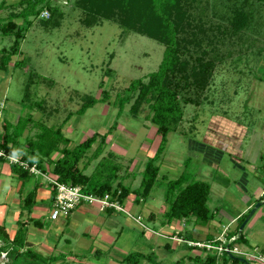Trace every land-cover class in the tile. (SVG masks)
<instances>
[{"label":"rangeland","instance_id":"rangeland-1","mask_svg":"<svg viewBox=\"0 0 264 264\" xmlns=\"http://www.w3.org/2000/svg\"><path fill=\"white\" fill-rule=\"evenodd\" d=\"M73 1L39 0L35 4L37 9L43 8L47 3L52 6L57 5L60 9L47 24L45 22L47 18L40 15L32 20L20 43L21 53L12 56L6 71L0 70V99L3 100L4 106L0 120L5 117L15 123L18 116L27 117L28 113H31L35 120L40 119L48 126L62 125L64 136L70 139L69 147L75 146L94 132L106 133L101 152L97 157H92L100 142L98 138L79 161L80 167L86 165L84 173L89 174L98 161L116 160V163L121 164L119 174L123 184L137 188L141 181L144 163L154 154L159 136L156 134V127L146 118L149 114L147 104L142 105L137 116L130 114L129 107L134 95L124 105L116 126L110 128L117 114V107L112 101L115 94L123 91L131 80L139 77L146 80V75L157 69L164 46L144 35L124 31L109 20L88 27L80 22L81 10ZM202 1L207 18L219 28L226 29L227 34L221 35L219 41L209 36L212 39L211 44L206 45L208 42H204L206 49L213 46L215 48L209 51L210 56L217 53L212 75L202 92L199 104L185 105L182 120L175 130L167 134L166 148L158 160L159 176L165 174L168 178H176L183 171H187L191 179L204 180L211 187L207 205L215 212L214 218L205 225L196 223L192 219L189 221L173 219L172 225L175 229L180 228L194 235L193 240L208 242L207 236L202 237V235L213 224L217 226L218 233L224 230L222 235L224 242L227 244L229 241L230 247L237 245L245 250V253L264 257V196L259 197L256 193L258 188L264 190V166L261 157L264 154V5L254 0L245 4L244 10L252 12V16L243 30L233 33L229 17L230 4L233 5L234 0ZM241 1L237 0L236 3L242 4ZM5 2L11 6L0 7V24L4 20H9V12L19 10L18 6H14L17 0H4ZM60 10L63 12L61 15ZM55 18L59 20L56 26L52 25ZM17 21L19 25L23 24L21 17ZM12 40V35H4L0 31V49L8 48ZM21 57L25 58L26 66L14 67V61ZM28 70L54 81L48 84L46 81H38L37 78L31 85L32 90L28 100L41 102L44 110L37 107L31 110L23 104L20 105L25 84L29 79ZM100 82L103 83L102 87L99 86ZM104 88L109 92V100L97 101L82 115L75 113L83 102L81 98L83 94L99 99ZM68 112H71V116L63 124ZM28 127L31 128V134L37 131V128L32 127L31 124H28ZM29 133L27 129L23 132L21 142L24 135ZM223 133L232 135L233 138L237 136L236 138L241 140L240 147L233 151L228 150L230 152L217 151L218 149L214 151L199 143L207 140L209 144L214 145ZM53 154L57 156L58 152ZM3 163L7 165L0 167L4 170L3 174L0 172V177L4 178L1 189L5 190L9 182L16 181L12 175L16 176L17 173L9 169L7 161ZM105 172L108 173L109 169ZM30 173V179L24 186L23 193L29 190L30 183L34 184L41 178L43 183H46L50 177L47 173L43 175ZM164 190V183L159 180L144 202H134L135 194L128 195L124 203L126 214L116 210L108 221L109 235H119L115 243H107L106 237L100 235V238L93 241L94 236L86 230L90 238L81 235L79 239L73 236L70 238L71 246L63 244L64 240L61 239L57 249L64 248L66 251L69 248L81 249L78 253H87L86 256L87 251L107 250L104 264H116L117 261L110 263V260L123 257L130 251H137L136 244H148L146 238L148 232L154 234L161 229L172 231V227L162 226L164 212H161V209L167 207L163 200ZM262 201L263 203L255 209L248 220L254 219L261 213L260 218L257 217L254 226L246 234L243 228H239L250 214L251 208ZM46 203L50 207L49 201ZM248 203L252 206L248 212H244V220L238 226L236 236H232L235 240H231L232 233L227 232L225 226L231 217L247 208ZM105 214L104 211L100 212L101 217H105ZM130 215L141 216V219L136 218V221L145 230L144 233L139 226L128 227L124 224L125 219L130 220ZM44 220L50 222L52 219L48 215ZM237 223L238 221L232 225L237 226ZM78 225L82 228L86 227L84 223ZM240 232L245 240L236 239ZM157 237L160 245L167 241V238L161 234ZM173 239L181 242L182 238L173 237ZM249 239H253L257 244L247 246L246 240ZM212 243L217 245L220 241L214 240ZM151 248L148 253L161 264H197L190 257H183L180 262H176L175 259L180 257L173 247L163 248L158 245V249L156 246ZM76 252L72 250V255H68V259H73ZM204 252L216 255V264H262L259 260L248 259V254L221 253L216 249H204ZM234 259H237L236 262ZM81 260L89 262L86 259Z\"/></svg>","mask_w":264,"mask_h":264},{"label":"trees","instance_id":"trees-1","mask_svg":"<svg viewBox=\"0 0 264 264\" xmlns=\"http://www.w3.org/2000/svg\"><path fill=\"white\" fill-rule=\"evenodd\" d=\"M38 1L17 0L14 6H18L17 9L19 10L9 12V20L1 22V33L12 35L13 40L8 48L0 49V70L6 71L12 56L21 53L20 43L32 20L46 9L49 12L45 21L47 24L60 9L59 6H52L48 3L43 8L37 9L35 4ZM254 1L264 5V0ZM236 2L237 0H234L233 5L230 4L229 23L233 33L243 30L252 16V12L244 10L245 4L251 3V0H242V4ZM73 3L81 10L80 22L88 27L103 20H109L116 23L124 31L144 35L164 46L157 69L148 73L146 80L142 77L131 80L123 91L115 94L112 101L113 105L117 107V114L114 124L110 128L116 126L117 118L124 105L131 100L133 95L129 107L130 114L137 116L145 103L149 108V114L146 115V118L156 127L159 142L154 154L148 157L144 163L140 184L137 188H130L123 184L119 174L121 164L116 163V160L113 159H102L97 162L93 171L89 174L84 173L86 165L80 167L79 161L92 144L100 138L92 156L93 158L97 157L101 152L106 133L94 132L75 146L69 147L70 139L64 136L62 125L48 126L42 123L40 119L35 120L31 113H28L27 117L18 116L15 123L5 117L2 119L0 149L6 155H19L20 160L26 161L29 166L34 164L39 171L47 173L57 183L81 186L84 192L98 197L108 195L110 200L117 201L123 207V202L130 193L135 194L134 202H144L155 183L160 180L165 186L163 200L167 205L162 224L169 223L173 219L182 221L192 219L196 223L207 224L215 216V212L207 205L210 184L204 180L191 179L192 177L187 171H183L176 178H168L165 174L159 176L158 160L166 148L167 134L175 130L177 124L182 120L184 106L199 104L202 92L212 75L217 53L215 52L213 53L214 56H210L209 51H213L215 48L213 46L206 49L204 42H208L206 45L211 44V37L219 41V37L226 35L227 30L219 28L207 18L202 0H74ZM4 6H11V4L1 1L0 7ZM62 13L60 10L59 14ZM20 17L23 19L22 25H19L17 21ZM58 24L59 20L55 18L52 25ZM13 65L24 68L26 60L21 57L15 60ZM28 78L20 105L23 104L31 110L34 107L44 110L41 102L28 100L32 90L31 85L37 78L38 81H46L48 84L54 81L31 70H28ZM102 85L103 83L100 82L99 86L102 87ZM101 93L99 99L89 94H83L81 97L83 102L75 113L82 115L87 108L93 106L97 101L104 102L110 99L107 89H102ZM3 109L4 106L2 112ZM70 116L71 112H68L63 119V124ZM28 124L37 128L34 134H31V128L28 127ZM26 129L30 133L25 134L23 142H21L20 139ZM236 137L233 138L232 135L223 133L214 145L209 144L207 140L199 143L210 147L209 150L233 151L240 147L241 140ZM55 152H58V155L52 158V154ZM261 157L263 159L262 166H264V154ZM6 161L22 182L31 175L29 168H23L16 163H9L5 156H0V163ZM107 169H109L108 173L105 172ZM46 183L51 191L52 200L56 193V185L51 182ZM262 191V196H264V190ZM34 195L35 188L20 199V207L29 212L35 202ZM103 210L115 212L118 209L108 207ZM118 211L124 213L123 210ZM138 216L141 219V216ZM244 217L245 213L237 218L235 233ZM29 223L39 228L49 224L43 218L21 219L17 222L18 227L12 238L9 237L5 226L0 224V264H101L97 263L101 254L104 253L100 249L93 252L91 257L94 261L88 260L90 256L89 254L86 256L87 253H76L73 255V259H68V255H72L69 250L54 248L50 253L45 254L36 250L27 240ZM184 236L182 239L185 247H198L202 248L203 251L207 249L205 246L188 244L187 241L198 242L192 239L191 234ZM241 238L243 239V236L240 232L236 239ZM206 240L212 241L209 238ZM165 245L168 247L167 243ZM190 258L195 260L197 264H216V255L209 253H205L203 257L194 255ZM81 259L91 262H85ZM142 260L151 264H161L159 260H155L152 254L139 251L128 252L122 257L121 262L139 264ZM236 260L234 259L235 262Z\"/></svg>","mask_w":264,"mask_h":264},{"label":"crops","instance_id":"crops-1","mask_svg":"<svg viewBox=\"0 0 264 264\" xmlns=\"http://www.w3.org/2000/svg\"><path fill=\"white\" fill-rule=\"evenodd\" d=\"M52 156L56 157V156H54V154ZM2 165H7V164L1 162L0 167ZM9 169H11L10 165H9ZM0 172L3 174L4 170L2 168H0ZM12 177L15 178L16 181L11 182V183L9 182V186L5 190L1 189L2 185L4 184V178L0 177V224H3L5 226V229H6L10 238H12L14 236V234L17 230V227H18L17 222L19 220L26 219L29 217L35 218V219H37V218H43L44 219L45 217H48L49 210H50L51 203H52L51 191H50L49 187L47 186V183H43L42 178L38 181H35L34 184L30 183L29 190L27 192L23 193V188L26 185V183H28V181L30 179L29 176L26 180H24V182H22L17 177V175L16 176L12 175ZM34 188H35V195H34V201L35 202L31 208V210L28 212L25 209H22L20 207V199L22 197H24L29 191L33 190ZM262 190L263 189H261V188H258L256 190V193L259 197L262 196V194H261ZM126 200H127V198L124 200L123 203H125ZM48 201L50 203V207H48V205L46 203ZM251 206H252L251 203H248L247 208H244L240 213L231 217V219L229 220V223L227 224V226H225V228L227 227V229H226L227 232L232 233L231 236H236V233H235L236 224L235 225H232V224L236 223L237 218L240 215L244 214L245 211L247 212ZM161 210H162L161 212H164V210H165L164 207ZM101 211H104L106 213L105 217L100 216ZM112 214H114V212H109L107 210L100 209V207L97 203H82V204H79L76 208H74L68 215L60 216L59 218H57L53 221L51 220L46 227L39 228V227H36L33 224L29 223L28 229H27V240L29 243H31V245L34 248H36V250H39L44 254L50 253L54 248H57L61 239L64 240L63 244L66 243V244H68V246H71L70 245L71 244L70 238L73 236H77L79 239H81L79 237L81 235L83 237H89L90 238V234H89V232H86V230L90 231L91 235L94 236L93 241L96 240L97 238H100V236H103V237H106V240L103 239V242L106 241L107 243H109V242L115 243L117 241V237H119V235L118 236L117 235L116 236H114V235L110 236L109 235L110 232H108L109 230H107V228L109 227L108 221L111 220ZM260 214L261 213L256 215V217L254 219L248 220L246 222V224L243 227V232L245 231L246 234H248L250 232L251 228L254 226L257 219L260 218ZM137 216L130 215L129 217H131L132 219L131 218H130V220H129V218H128V220L125 219L126 221H124L125 222L124 224H126L128 227H130V226H137L138 227L139 226L140 227L139 229H142L140 224L136 221ZM149 219L155 220V218L154 219L149 218ZM82 223L86 224V227L84 226L82 228L78 225V224L81 225ZM98 224H100V225H98ZM104 224H106V225H104ZM167 225L169 227H172L171 232H168L165 229H164V231L162 229L160 231H155L154 234L152 232L147 231L148 234L146 235V238L148 239L149 243L148 244H145V243L136 244L135 249L139 252H142V253H148L149 250H152L151 246L152 247L156 246V249H158V245H159V247L162 246L163 248L173 247L175 250V253L178 254V256L180 257L178 259H175L176 262H179L178 260H182L183 257H192L194 255L203 257L205 255L206 252H204L202 250V248L201 249L198 247L187 248L183 245V242H178V241L173 239V237L184 238L185 237L184 235L190 234L189 232L182 231L180 228L175 229L174 226L172 225V221L169 223H164L162 226L165 227ZM77 228H78V231H77ZM142 232L144 233L145 230L142 229ZM222 232L218 233L217 226L212 224V227L208 228L207 232L205 231V233L202 235V237L207 236L206 238H209L210 240H212L211 242H213L214 240H216L217 236L220 235ZM79 233H80V235H78ZM217 233H218V235H216ZM64 234H66L67 237L64 236ZM158 234H161V235H163V237L167 238L166 239L167 241L163 242L162 245L159 244V240L157 237ZM209 235H216V237H209ZM251 235H252V233H251ZM191 236L193 238L194 235L191 234ZM246 239H248V237H246ZM243 240H245V237H243ZM198 242H202V241H198ZM165 243L168 244V247L165 245ZM246 244H247V246H253L257 243L253 239L252 240L249 239V240H246ZM111 246H113V245H111ZM63 247H66V246H63ZM61 250L66 251V249H64V248ZM67 250H69L71 252H72V250L73 251L76 250L77 254H81V253H78V252H81V249L69 248ZM95 250L96 249H94L93 251H87L89 256H90V257H88V260L92 259L91 256ZM103 252L104 253H102L100 258L97 260V263L104 264V262L106 261L104 257L106 256L107 250H105ZM182 253H184V255H182ZM121 259H122L121 256L115 257L114 260L113 259L110 260V263L117 261L118 263L115 262L116 264H123L121 262ZM139 264H150V263L143 260Z\"/></svg>","mask_w":264,"mask_h":264},{"label":"built area","instance_id":"built-area-1","mask_svg":"<svg viewBox=\"0 0 264 264\" xmlns=\"http://www.w3.org/2000/svg\"><path fill=\"white\" fill-rule=\"evenodd\" d=\"M40 16L47 18L49 16L48 10L46 9L43 10L40 13ZM2 107H3V100L0 99V116L2 113ZM1 122L2 119L0 120V126H1ZM0 156H5L8 159L9 163H16L22 166L23 168H29L30 172H34V174H40V175L44 174L41 171H39L34 164L29 166L26 161L20 160L19 156L17 155H10V154L6 155L5 152L2 149H0ZM48 182H51L56 185V193L52 199L51 207L49 210V217L52 220H55L60 216L68 215L71 212V210L76 208V206H78L80 203H97L100 209L113 207L115 209L124 211V207L119 205L117 201L110 200L108 195H104L103 197H98L96 195L84 192L81 186L78 185L72 186L63 183H57L56 181H54L52 177L48 178ZM262 193L263 191L261 192V194ZM136 218L140 219L139 216H137ZM223 234L224 232H222L220 235L217 236L216 240L220 241V243L217 245H214L211 242L203 243V242L187 241V243L190 245L196 244L199 246H205L208 250L216 249L218 252L221 253L227 252L236 255L248 254L244 252L245 250H242L237 245L230 247L229 241H227L228 243L226 244L222 236ZM180 240L181 242H183V239ZM231 240H235V237L231 236ZM248 257H249L248 259L259 260L260 263L264 264V257L262 255L255 256V254H248Z\"/></svg>","mask_w":264,"mask_h":264},{"label":"water","instance_id":"water-1","mask_svg":"<svg viewBox=\"0 0 264 264\" xmlns=\"http://www.w3.org/2000/svg\"><path fill=\"white\" fill-rule=\"evenodd\" d=\"M261 204H262V202H258V203L255 204V206H254L253 208H251V210H250V214H249L248 217L244 220L243 224L240 226L239 229H242V228L244 227V225H245V223L247 222L248 218H249V217L255 212V209H256L257 207H259Z\"/></svg>","mask_w":264,"mask_h":264}]
</instances>
